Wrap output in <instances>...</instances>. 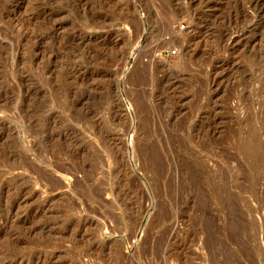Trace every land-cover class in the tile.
Segmentation results:
<instances>
[{"label": "rangeland", "instance_id": "1", "mask_svg": "<svg viewBox=\"0 0 264 264\" xmlns=\"http://www.w3.org/2000/svg\"><path fill=\"white\" fill-rule=\"evenodd\" d=\"M250 1L0 0V264H264Z\"/></svg>", "mask_w": 264, "mask_h": 264}, {"label": "bare ground", "instance_id": "2", "mask_svg": "<svg viewBox=\"0 0 264 264\" xmlns=\"http://www.w3.org/2000/svg\"><path fill=\"white\" fill-rule=\"evenodd\" d=\"M200 1H202V0H190V5L191 6H194L195 4H197L198 2L200 3V4H202ZM250 1V0H249ZM189 2V1H188ZM198 3V4H199ZM189 4V3H188ZM208 4V3H207ZM206 4V5H207ZM248 4H250V10L252 9L253 10V12H255L256 13V17L257 16H259V17H261V16H263L264 15V0H251L250 1V3H248ZM209 7V6H208ZM246 7H248V6H246ZM192 8V7H191ZM191 8H189V9H191ZM248 9V8H247ZM247 11V10H246ZM248 14V13H247ZM251 14V13H250ZM254 14V13H253ZM206 16V15H205ZM261 19V18H260ZM239 43V42H238ZM232 46V45H231ZM235 48V47H234ZM235 51V50H234ZM7 258V257H6ZM15 259V258H14ZM10 260H11V258H10ZM9 260V261H10ZM17 260V259H16ZM23 261V260H22ZM4 263V262H3ZM2 263V264H3ZM12 263H13V261H12ZM9 264H11V263H9ZM31 264H46V260H44L42 257H38L36 260H33V263H31Z\"/></svg>", "mask_w": 264, "mask_h": 264}]
</instances>
